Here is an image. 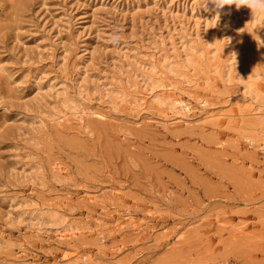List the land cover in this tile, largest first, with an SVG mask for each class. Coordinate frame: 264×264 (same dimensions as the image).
Masks as SVG:
<instances>
[{
	"label": "rangeland",
	"instance_id": "rangeland-1",
	"mask_svg": "<svg viewBox=\"0 0 264 264\" xmlns=\"http://www.w3.org/2000/svg\"><path fill=\"white\" fill-rule=\"evenodd\" d=\"M255 20L0 0V264H264Z\"/></svg>",
	"mask_w": 264,
	"mask_h": 264
},
{
	"label": "clouds",
	"instance_id": "clouds-1",
	"mask_svg": "<svg viewBox=\"0 0 264 264\" xmlns=\"http://www.w3.org/2000/svg\"><path fill=\"white\" fill-rule=\"evenodd\" d=\"M209 2L217 10L226 5H234L237 10L241 7H246L250 10L252 19L264 18V0H205V4Z\"/></svg>",
	"mask_w": 264,
	"mask_h": 264
},
{
	"label": "bare ground",
	"instance_id": "bare-ground-1",
	"mask_svg": "<svg viewBox=\"0 0 264 264\" xmlns=\"http://www.w3.org/2000/svg\"><path fill=\"white\" fill-rule=\"evenodd\" d=\"M254 20H255V19H254ZM255 21H256V20H255ZM225 24H226V23H225ZM257 39L259 40V38H257ZM260 40H261V39H260ZM260 40H259V41H260ZM261 41H262V40H261ZM257 43H258V42H257ZM260 43H261V42H260ZM260 45H261V44H260ZM247 47H248V46H247ZM251 48H252V47H251ZM253 48H254V47H253ZM248 50H249V49H248ZM250 51H251V50H250ZM251 53H252V52H251ZM181 55H182V54H181ZM180 58H181V57H180ZM227 59H229V58H227ZM258 72H259V71H258ZM259 74H260V73H259ZM246 99H247V98H246ZM242 103H243V102H242ZM245 104H246V103H245ZM180 106H181V108H182L183 110H185V112L189 110L188 105L185 104V103H181ZM183 110H182V111H183ZM248 110H250V111H255L254 107H253V108H249V107H247L244 111H245V112H248ZM171 120H172V119H171ZM175 121H176V120H175ZM178 122L181 123L182 121H181V122H180V121H177L176 123H178Z\"/></svg>",
	"mask_w": 264,
	"mask_h": 264
}]
</instances>
